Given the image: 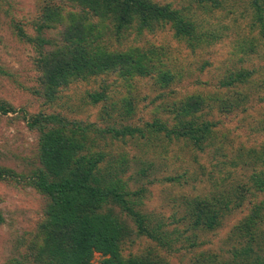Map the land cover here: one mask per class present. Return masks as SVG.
Segmentation results:
<instances>
[{
    "label": "trees",
    "instance_id": "16d2710c",
    "mask_svg": "<svg viewBox=\"0 0 264 264\" xmlns=\"http://www.w3.org/2000/svg\"><path fill=\"white\" fill-rule=\"evenodd\" d=\"M60 1L69 3L71 9L65 11L63 6L66 3H61L63 6H45L41 26L37 27V33L43 35L44 28L50 30L59 26L58 41L38 37L43 75L39 78L41 88L37 96L44 99L45 105H53L64 98L63 91L75 89L73 86L78 82L100 83L98 91L86 92L85 100L89 105H101L105 112L101 120H105V125L98 128L94 122H69L54 113L25 114L27 127L38 132V165L27 175L0 165V182L28 186L46 202L42 222L30 238L23 239L22 261L15 259L14 262L93 264V254L99 253L102 257L99 264H170L160 252L193 251L200 245L197 242L199 231H211L221 226L228 213L240 208L249 199L248 195L255 194L252 190L257 195L264 193V142L256 149L237 148L233 156L227 157L218 139V123L207 119L212 112L210 110L216 106L212 103L215 98L211 97L206 102L199 93L183 97V102L178 104L175 101L164 102L166 104L157 107L159 112L150 122H143L140 127L131 126L127 121L138 101L131 94L133 82L149 77L154 70H161L157 80L163 86L174 80V74L160 61L155 48H148L140 55L136 48L110 50L102 40L105 35L112 32L115 36H122L128 29H135L142 35L170 24L175 35L181 38L195 35L198 40L206 37L209 42L218 37L205 33V26L193 24L178 10L154 4L151 0ZM195 1L203 8H206V2L218 6L217 0ZM220 3L222 6V1ZM248 4L256 14L254 18L262 35L264 0H248ZM90 13L92 19L97 18L108 26L102 29L88 23ZM254 41L255 37L246 40L250 51H253ZM146 58L154 60L158 68ZM108 75H116L122 81L121 86L127 88L126 95L107 94L109 86L116 83L113 79L110 84ZM250 75V72L240 71L220 85L234 87ZM242 101L220 100V104L217 103L219 113L220 110L227 115L235 113V106H241ZM13 111L8 102L0 100V114ZM255 132L264 133V120L257 125ZM157 139L185 143L194 152H205L213 147L214 154L224 158L219 162L221 166L231 171L250 166L251 173L247 179L251 186L242 179H234L235 189H219L215 184L210 195L183 198L182 215L173 216V221L167 223L164 218L143 209L142 197L133 199L139 192L144 197V189L132 192L133 189L121 178L127 164L135 157L129 158L126 151H119L120 144L128 140L135 143L143 140L148 145ZM147 168L151 169L150 166ZM146 173V169L140 168L136 175L145 177ZM182 178L168 176L163 178V182L182 185ZM138 180L135 179L136 182ZM223 181L221 177L220 183L226 185ZM103 205L108 206L105 211L102 210ZM251 209L252 215L236 228V235L245 230L243 237L246 238L240 239V248L231 250L230 260H222L210 253L197 256L194 253L191 264H264V240L254 231L264 224V199L252 204ZM3 222L0 213V223ZM179 225L184 227L180 230ZM168 226L174 227L169 229ZM133 235L151 241L156 249L149 248L144 253L125 257L123 246L133 242Z\"/></svg>",
    "mask_w": 264,
    "mask_h": 264
},
{
    "label": "rangeland",
    "instance_id": "374dc122",
    "mask_svg": "<svg viewBox=\"0 0 264 264\" xmlns=\"http://www.w3.org/2000/svg\"><path fill=\"white\" fill-rule=\"evenodd\" d=\"M151 1L178 10L193 24L205 26V33H211L218 39L207 42L206 37L198 40L195 35L181 38L175 35L170 24L142 35L135 29H128L122 36L108 32L103 39L100 37L110 50L136 48L140 55V52L148 48H155L160 61L174 74V80L164 84V88L157 80L161 70H154L149 77L133 82L131 94L137 97L138 104L134 113L129 114L131 118L127 123L140 127L143 122H150L157 115V107L164 102L175 101L178 104L179 101L183 102V97L199 93L206 102L211 97L215 98L212 103L216 106L210 110L212 112L207 119L218 123V139L227 157L233 156L240 147L246 150L259 148L264 142V133L255 132L257 125L264 120V33L260 34L254 18L256 14L248 0H217L218 6L206 2V8L195 0ZM49 4H61L65 11L71 9L69 3L60 0H0V100L14 108L13 112L0 114V165L23 175L31 173L38 165L39 137L37 131L27 127L25 114L54 113L69 122H94L98 128H104L105 125V120H101L105 117L101 105H89L85 100L86 92L98 91L100 83L78 82L73 86L75 89L63 91L64 98L53 105H45L44 99L37 96L41 88L39 78L43 75L38 37L58 41L59 35V26L50 30L44 28L43 35L37 33L41 17L45 14L44 7ZM91 16L90 13L87 17L88 23L102 29L108 26V23H101ZM253 37L255 43L253 51H250L246 40ZM146 61L158 68L154 60L146 58ZM240 71L250 72L251 75L234 87H221L222 81L238 75ZM106 77L110 84L113 79L116 80L113 86H109L108 95L127 94V88L121 86L122 81L116 75ZM236 99L243 101L241 106H235V113L227 115L221 110L219 113L220 100L235 103ZM129 141L120 144L119 151H126L129 158L135 157V160L127 164L121 178L133 189L132 192L144 189V197L139 192L133 199L142 197L143 209L164 218L167 223L173 221V216L182 215L183 198L210 195L215 184H218L219 189H235L232 184L234 179H242L251 186L247 179L251 173L250 166L235 171L221 166L219 162L224 158L216 156L213 147L207 148L205 152H194L182 142L157 139L145 145L143 140L136 143ZM140 168L146 169L145 177L136 175ZM168 176H183L180 180L182 185L163 182V178ZM221 177L224 180L222 183L226 185L220 183ZM135 179L139 180L136 182ZM21 185L0 182V213L4 219L0 223V264H15V259L22 261L20 252H23V239L30 238L43 220L46 199L30 187ZM252 192L255 194L248 195L250 200L228 213L221 226L211 231L198 232L197 242L200 245L194 252L181 249L172 254H160L170 264H191L194 253L196 256L210 253L222 260H230L231 250L240 248V239L246 238L243 237L246 235L245 230L236 235L237 226L252 215V204L264 199V193L257 195L255 190ZM107 208V205H103L102 210ZM173 227L168 226L169 229ZM178 227L181 230L184 225ZM254 231L264 240V224ZM149 248L156 249L151 241L133 235V242L126 243L122 253L126 257L128 254L144 253ZM101 258V254L94 253L93 264H99Z\"/></svg>",
    "mask_w": 264,
    "mask_h": 264
}]
</instances>
